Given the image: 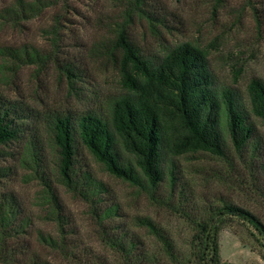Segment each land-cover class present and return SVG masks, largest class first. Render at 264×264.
I'll return each mask as SVG.
<instances>
[{
    "label": "rangeland",
    "instance_id": "obj_1",
    "mask_svg": "<svg viewBox=\"0 0 264 264\" xmlns=\"http://www.w3.org/2000/svg\"><path fill=\"white\" fill-rule=\"evenodd\" d=\"M19 1L0 0V94L33 109L40 122L32 120L21 138L0 143V195L12 193L30 222L28 233L9 240L23 239L30 253L18 249L0 264H32V255L48 264H210L211 249L200 259L204 236L190 218L200 220L209 208L231 204L250 211L264 227L263 119L251 115L255 148L243 153L225 125L224 156L167 148L156 187L122 141L119 159L133 164L139 184L114 175L78 144L71 171L76 190L63 181L47 121L57 110L109 115L115 101L131 92L122 84L120 31L153 67L172 48L192 44L204 53L216 84L234 87L247 104L250 81H264V0H23L33 4L31 15H9L7 9L19 8ZM165 110L170 133L184 134L179 117ZM85 169L101 182L92 199L81 193L89 187ZM170 169L179 176L174 192ZM59 214L66 220L62 234ZM223 217L220 261L264 264V235L235 213ZM40 233L60 247L39 240Z\"/></svg>",
    "mask_w": 264,
    "mask_h": 264
},
{
    "label": "trees",
    "instance_id": "obj_2",
    "mask_svg": "<svg viewBox=\"0 0 264 264\" xmlns=\"http://www.w3.org/2000/svg\"><path fill=\"white\" fill-rule=\"evenodd\" d=\"M19 3V8H8L6 12L9 15L13 13V17L31 15L28 12L34 9L33 4L23 0ZM118 42L125 59L122 84L129 86L131 92L115 101L110 114L94 110H86L80 114L57 110L47 116L49 128L54 133V141L61 154L63 181L68 186L76 190L71 171L75 167L73 163L78 144H82L114 175L139 184L142 180L133 164L119 159L117 142L122 141L124 148L136 155V162L152 187L158 186L163 180L164 170L161 163L167 148L208 150L221 156L226 155L222 125L226 126L236 151L243 153L249 145L255 148V124L251 115L264 121L263 80L253 78L250 81L245 104L237 89L216 84L204 53L190 43L172 48L160 64L153 67L124 31L119 32ZM128 63L130 68L126 67ZM167 107L172 110L169 112L179 117L185 129L184 134L175 138L165 124L164 114ZM39 115L28 106L0 94V143L21 138L32 125V120L40 122ZM33 127L34 135L39 139L37 126ZM83 172L84 179L89 181V187L81 188V193L92 199L100 192L101 182L92 177L88 169ZM178 180L179 176L170 169L171 192L178 187ZM20 205L12 193L0 195L2 263L15 257L18 249H22L19 251L21 254L30 253L23 239L12 244L9 242L10 239H17L28 233L29 218L22 214ZM227 212L235 213L250 222L264 235V227L250 211L231 204L211 207L200 220L190 218L204 236L200 252L202 261L205 250L211 249L210 264H224L219 258L218 234L224 221L223 215ZM105 215H108L106 211ZM59 216V232L62 234L66 220L61 219L60 214ZM142 222L159 233L151 220L143 218ZM39 235V240L60 247L51 235ZM32 264L48 263L41 262L32 255Z\"/></svg>",
    "mask_w": 264,
    "mask_h": 264
}]
</instances>
